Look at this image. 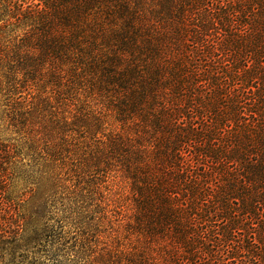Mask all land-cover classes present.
<instances>
[{
  "label": "trees",
  "instance_id": "1",
  "mask_svg": "<svg viewBox=\"0 0 264 264\" xmlns=\"http://www.w3.org/2000/svg\"><path fill=\"white\" fill-rule=\"evenodd\" d=\"M5 157L12 264H264V0H0Z\"/></svg>",
  "mask_w": 264,
  "mask_h": 264
},
{
  "label": "rangeland",
  "instance_id": "2",
  "mask_svg": "<svg viewBox=\"0 0 264 264\" xmlns=\"http://www.w3.org/2000/svg\"><path fill=\"white\" fill-rule=\"evenodd\" d=\"M13 161L5 157L0 161V166L5 172L1 171L3 175H6L9 182H13V188L10 193V213L6 216L8 224H12V230H16L18 224L24 223L22 217L28 214L31 210V203L28 202L32 191L34 190V185L27 181L25 178L30 174L26 173L21 168H17L18 165H14ZM20 167V166H18ZM15 177V179H14ZM13 215V217H12ZM12 219V220H11ZM21 225V226H22ZM0 264H12V258L8 252H3L0 254Z\"/></svg>",
  "mask_w": 264,
  "mask_h": 264
}]
</instances>
